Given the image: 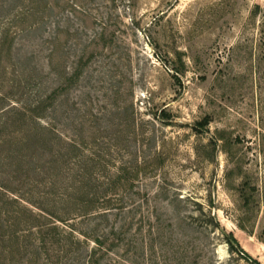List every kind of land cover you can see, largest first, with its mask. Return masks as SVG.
Segmentation results:
<instances>
[{
  "label": "rangeland",
  "instance_id": "374dc122",
  "mask_svg": "<svg viewBox=\"0 0 264 264\" xmlns=\"http://www.w3.org/2000/svg\"><path fill=\"white\" fill-rule=\"evenodd\" d=\"M58 87L42 121L135 178L115 263L264 264V0H0V108Z\"/></svg>",
  "mask_w": 264,
  "mask_h": 264
},
{
  "label": "trees",
  "instance_id": "16d2710c",
  "mask_svg": "<svg viewBox=\"0 0 264 264\" xmlns=\"http://www.w3.org/2000/svg\"><path fill=\"white\" fill-rule=\"evenodd\" d=\"M59 88L33 104L0 108V264H117L111 257L121 255L115 249L129 247L126 223H118L126 209L122 192L135 178H124L120 169L109 176L100 155L86 159L87 143L42 121ZM5 99L0 95V102ZM74 150L84 162L75 160ZM141 168L136 166L135 177ZM243 198L248 205V196ZM224 233L231 251L238 249L234 235Z\"/></svg>",
  "mask_w": 264,
  "mask_h": 264
}]
</instances>
